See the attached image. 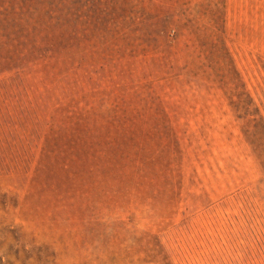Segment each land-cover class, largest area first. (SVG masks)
<instances>
[{
    "label": "rangeland",
    "instance_id": "rangeland-1",
    "mask_svg": "<svg viewBox=\"0 0 264 264\" xmlns=\"http://www.w3.org/2000/svg\"><path fill=\"white\" fill-rule=\"evenodd\" d=\"M228 61L264 118V0H0V264H264Z\"/></svg>",
    "mask_w": 264,
    "mask_h": 264
},
{
    "label": "trees",
    "instance_id": "trees-1",
    "mask_svg": "<svg viewBox=\"0 0 264 264\" xmlns=\"http://www.w3.org/2000/svg\"><path fill=\"white\" fill-rule=\"evenodd\" d=\"M219 30V27L215 24L212 27L209 40H211L210 44L212 48L222 56L223 51L226 49L224 48L223 40L219 36ZM218 48L220 49L218 50ZM204 53L206 59H208L210 52L204 50ZM225 56L226 53H224V57ZM222 71L223 85L227 90L230 104L239 113V119L245 120L247 124H249L245 133L252 139L251 143L255 148V152H259L264 159V118L260 114V109L254 102V98L251 94L246 91L239 74L229 61ZM229 74L232 75V77L229 76Z\"/></svg>",
    "mask_w": 264,
    "mask_h": 264
}]
</instances>
